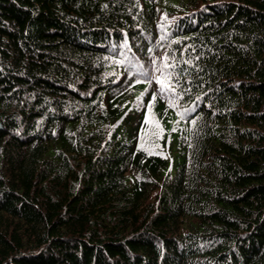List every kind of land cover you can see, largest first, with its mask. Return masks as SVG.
I'll return each instance as SVG.
<instances>
[{
	"label": "trees",
	"instance_id": "1",
	"mask_svg": "<svg viewBox=\"0 0 264 264\" xmlns=\"http://www.w3.org/2000/svg\"><path fill=\"white\" fill-rule=\"evenodd\" d=\"M0 264H264V0H0Z\"/></svg>",
	"mask_w": 264,
	"mask_h": 264
},
{
	"label": "snow or ice",
	"instance_id": "2",
	"mask_svg": "<svg viewBox=\"0 0 264 264\" xmlns=\"http://www.w3.org/2000/svg\"><path fill=\"white\" fill-rule=\"evenodd\" d=\"M164 60L166 61L167 57H165ZM154 63H155V61H154ZM163 67L164 68H169V67H174V66L165 63V64H163ZM157 70L159 71L160 69H157ZM155 79H156V83H158L160 85L159 91H160L161 94H164V93H166L168 91L175 92V88L171 85V83L168 81L167 78L156 77ZM139 82L140 81L138 80L137 83H139ZM149 83H151V81H149ZM152 99H153V101H155V99H156L155 94L153 95ZM172 106H173V103L170 102L169 103V107H172ZM148 107H149V111H150L151 110V104ZM146 122H147V120H146ZM156 127L158 129H160V125H159L158 121H156ZM162 131H163V129H160V131L156 132L155 135L159 136L160 132H162Z\"/></svg>",
	"mask_w": 264,
	"mask_h": 264
}]
</instances>
